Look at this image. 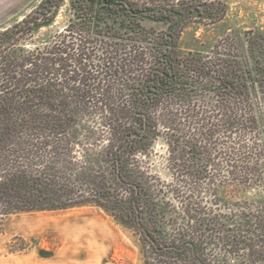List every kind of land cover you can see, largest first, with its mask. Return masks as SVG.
<instances>
[{
  "label": "trees",
  "instance_id": "trees-1",
  "mask_svg": "<svg viewBox=\"0 0 264 264\" xmlns=\"http://www.w3.org/2000/svg\"><path fill=\"white\" fill-rule=\"evenodd\" d=\"M181 1L70 0L36 42L64 2L42 0L0 30V233L13 214L92 206L144 264H264V59L231 38L184 51Z\"/></svg>",
  "mask_w": 264,
  "mask_h": 264
},
{
  "label": "rangeland",
  "instance_id": "rangeland-1",
  "mask_svg": "<svg viewBox=\"0 0 264 264\" xmlns=\"http://www.w3.org/2000/svg\"><path fill=\"white\" fill-rule=\"evenodd\" d=\"M41 1L0 0V30L21 20ZM180 3L184 9L179 19L184 25L180 45L184 51L208 52L217 42L231 38L248 63L253 59H264V51L253 53L248 47L250 37L264 43V0H184ZM70 16V0H64L54 22L37 32L36 42H42L62 29ZM144 24L157 29L167 26L163 21L149 18L144 20ZM166 153V146L160 140L152 160L154 169L169 178ZM241 197L258 200L263 194L251 189L242 193ZM70 212L81 215L67 217ZM43 214L52 216L46 218ZM36 222H61L64 230H52L48 225L34 230L31 224ZM25 225L28 229H24ZM2 227L0 264H22L30 255L61 264H144L139 240L97 207L13 214L4 218ZM84 227L88 231L94 228L96 234L88 235L89 243L82 245Z\"/></svg>",
  "mask_w": 264,
  "mask_h": 264
},
{
  "label": "crops",
  "instance_id": "crops-1",
  "mask_svg": "<svg viewBox=\"0 0 264 264\" xmlns=\"http://www.w3.org/2000/svg\"><path fill=\"white\" fill-rule=\"evenodd\" d=\"M80 215L81 214H79L78 212L77 213L70 212V213L66 214L67 217H78ZM49 216H52V215H49ZM45 225H48V227H50V229H52V230H56V231H60V230L63 231L64 230V228L61 227L62 226L61 225V222H56V223L51 222L49 224H47V223L44 224V223L36 222V223H32L31 224V227L34 230H38L40 227H42V226L44 227ZM87 225H89V223ZM24 229H28L27 225L24 226ZM90 234L91 235L96 234L95 229L92 228L91 230L88 231V230H86V227H84V230H83V236H84V238L80 242L82 245H85V244H88L89 243V240L87 239V237ZM22 264H61V263H59L58 261H51V260L39 259L36 256L30 255V256H28L24 260V263H22Z\"/></svg>",
  "mask_w": 264,
  "mask_h": 264
},
{
  "label": "bare ground",
  "instance_id": "bare-ground-1",
  "mask_svg": "<svg viewBox=\"0 0 264 264\" xmlns=\"http://www.w3.org/2000/svg\"><path fill=\"white\" fill-rule=\"evenodd\" d=\"M50 214H43L44 217H48Z\"/></svg>",
  "mask_w": 264,
  "mask_h": 264
}]
</instances>
